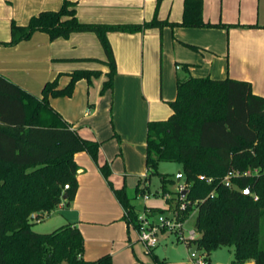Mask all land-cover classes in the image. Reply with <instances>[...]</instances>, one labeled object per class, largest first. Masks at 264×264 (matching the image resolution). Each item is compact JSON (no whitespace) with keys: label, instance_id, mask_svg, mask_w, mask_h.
<instances>
[{"label":"trees","instance_id":"obj_1","mask_svg":"<svg viewBox=\"0 0 264 264\" xmlns=\"http://www.w3.org/2000/svg\"><path fill=\"white\" fill-rule=\"evenodd\" d=\"M202 13L203 0H185L181 23L157 16L144 24L86 23L78 18L76 4L65 0L59 10L33 16L27 26L13 22V38L5 44L29 39L35 31L47 32L53 40L73 32H95L111 69L102 89L105 92L113 87L116 72L109 31L136 32L165 25L229 27L205 22ZM98 74L96 70H76L65 88L58 87L57 79L48 82L42 97L0 74V264H114L109 254L85 260V239L76 225L67 223L49 233L33 229V221H41L40 213H50L75 199L79 188L75 154L87 151L97 160L100 151V143L83 138L49 98L71 96L78 80H91ZM170 105L173 113L168 119L151 121L148 126L145 182L160 175L161 189L154 194H168L167 184L177 178L160 173L159 164L179 163L188 184L184 195L188 206L181 213L185 219L196 211L200 250L212 253L222 246H234L230 264L251 259L264 264V96L256 94L247 80L189 77L178 81L177 96ZM101 170L111 183L109 165ZM230 171L239 174L227 186L223 179ZM200 175L213 180L200 179ZM147 191L151 192L148 185H138L137 192ZM114 192L128 214L126 221L137 225L138 213L126 190ZM142 264H165V260L155 256L152 263Z\"/></svg>","mask_w":264,"mask_h":264},{"label":"crops","instance_id":"obj_2","mask_svg":"<svg viewBox=\"0 0 264 264\" xmlns=\"http://www.w3.org/2000/svg\"><path fill=\"white\" fill-rule=\"evenodd\" d=\"M64 1L0 0V74L42 97L48 82L57 79L58 87L65 88L74 71H99L91 80H78L71 96L49 98L83 138L100 143L97 160L87 151L75 154L77 195L69 205L61 203L51 213L63 212V225L71 223L80 229L85 260L109 254L114 264H142L152 263L157 256L171 264L158 246L151 253L139 240L114 189L126 190L137 213L146 207L168 208L152 200L162 194L154 195L151 180L145 182L148 126L173 113L170 102L177 96L179 80L242 79L264 96V0H203V20L229 27L165 25L136 32L109 31L116 72L113 87L105 92L102 89L111 69L95 32H73L53 40L47 32L35 31L29 39L5 44L13 38V22L27 26L33 16L59 10ZM69 1L76 4L82 22L108 25L144 24L155 16L181 23L185 11V0H162L159 6L158 0ZM105 164L111 169V183L101 170ZM138 185L150 187L148 200L143 198L145 192H137ZM134 186L135 191L131 190ZM137 198H142L141 206Z\"/></svg>","mask_w":264,"mask_h":264},{"label":"rangeland","instance_id":"obj_3","mask_svg":"<svg viewBox=\"0 0 264 264\" xmlns=\"http://www.w3.org/2000/svg\"><path fill=\"white\" fill-rule=\"evenodd\" d=\"M181 165L176 162H161L159 164L158 170L160 173L169 174L173 179L177 178L178 172L181 170ZM185 182V177L183 175L181 182L168 183L167 189L168 196L160 195L159 197L153 196L152 200L160 203L162 206L170 205L174 207L176 205L177 198V189L178 186ZM151 189L154 192L157 189L161 188V177L158 174H154L151 179ZM135 191V186L131 189ZM135 193V192H134ZM168 199H171L172 202H169ZM137 204L141 206L143 204L142 198H137ZM51 213V212H50ZM63 212L55 210L49 215V213H40L39 217L41 221H33V229L40 233H49L60 226L63 225ZM38 215V214H37ZM49 215V216H48ZM196 222V211H193L185 225L187 229H191L195 226ZM261 240L264 245V219L262 220V235ZM159 245L156 249L163 251V256L167 258L171 264H197L199 257L202 254H206L208 257V262L210 264H230L234 260V246H222L212 253H207L204 250H200L197 255H192L190 253V247L186 242H180L177 240L176 234L172 232H163L160 233Z\"/></svg>","mask_w":264,"mask_h":264},{"label":"built area","instance_id":"obj_4","mask_svg":"<svg viewBox=\"0 0 264 264\" xmlns=\"http://www.w3.org/2000/svg\"><path fill=\"white\" fill-rule=\"evenodd\" d=\"M238 174V172L230 171L223 179V182L227 186H231V177ZM199 178L206 179L208 182H212L213 180V178L204 175H200ZM187 186L188 184L186 182L181 183L178 188V193H183V191L187 189ZM65 188H69V185H65ZM150 196H152L151 193L145 192L143 194L145 200H148ZM167 196L168 194L165 195V197ZM176 200V203L179 202V206L171 207L169 205L168 208L165 209V212L146 207L142 212L138 213L136 218L137 225L131 223L138 232L139 240L144 244L148 251L159 245L160 233L163 232L175 233L178 241L186 242L187 245H190L191 247L195 245L196 241L201 237V233L197 230L196 226L191 229L185 227L189 217L183 219L181 213L188 206V201L185 200L184 195L177 194ZM125 215H128L126 211ZM199 251L200 248L197 250V253ZM197 264H210L207 255L202 254L199 257Z\"/></svg>","mask_w":264,"mask_h":264},{"label":"water","instance_id":"obj_5","mask_svg":"<svg viewBox=\"0 0 264 264\" xmlns=\"http://www.w3.org/2000/svg\"><path fill=\"white\" fill-rule=\"evenodd\" d=\"M181 179H182V171L180 170L179 172H178V175H177V182H181ZM186 192H187V190H184L183 191V195H185L186 194ZM250 189H247L246 190V194H250ZM65 198H66V196H65ZM199 249V244H195V245H193L192 247H191V249H190V253L192 254V255H196V253H197V250Z\"/></svg>","mask_w":264,"mask_h":264}]
</instances>
